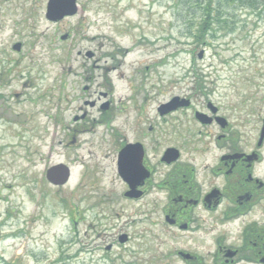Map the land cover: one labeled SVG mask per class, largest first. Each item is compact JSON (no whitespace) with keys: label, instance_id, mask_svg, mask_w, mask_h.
<instances>
[{"label":"rangeland","instance_id":"rangeland-1","mask_svg":"<svg viewBox=\"0 0 264 264\" xmlns=\"http://www.w3.org/2000/svg\"><path fill=\"white\" fill-rule=\"evenodd\" d=\"M220 1L206 44L197 45L203 12L194 0H76V15L57 23L45 19L48 0H0V264H159L157 225L125 226L115 169L131 95L145 96L151 113L176 95L191 96L197 109L209 101L244 151L255 150L264 4ZM99 97L112 123L92 125L111 117L84 105ZM58 164L70 171L62 187L45 179ZM120 234L129 237L122 245Z\"/></svg>","mask_w":264,"mask_h":264},{"label":"flooded vegetation","instance_id":"flooded-vegetation-1","mask_svg":"<svg viewBox=\"0 0 264 264\" xmlns=\"http://www.w3.org/2000/svg\"><path fill=\"white\" fill-rule=\"evenodd\" d=\"M175 98L179 101L171 103ZM183 99L188 103H181ZM193 100L176 95L151 113L145 96H130L125 110L128 136L115 151L119 176V154L127 149L121 161L127 181L119 176L125 188V226L157 225L159 264H264L262 145L257 141L255 150L244 151L239 137L229 133L221 108L206 101L197 109ZM99 101L84 105L111 117L92 119V125L112 123L109 101ZM81 116L84 122L86 113ZM202 135L206 146L195 139ZM152 216L156 223L149 221ZM128 239L120 234L117 243Z\"/></svg>","mask_w":264,"mask_h":264},{"label":"water","instance_id":"water-1","mask_svg":"<svg viewBox=\"0 0 264 264\" xmlns=\"http://www.w3.org/2000/svg\"><path fill=\"white\" fill-rule=\"evenodd\" d=\"M77 13V4L76 0H48L45 8V19L52 23H57L59 21H62L65 18L73 17ZM67 36L61 37V40L64 41ZM12 49L15 52L20 51V44H16L12 47ZM87 58L93 57L92 53L86 54ZM199 58H201V54L199 55ZM175 101H179L177 98L173 100L171 103H174ZM181 103H188L186 100H181ZM264 139V119L262 122V128L260 131V137L258 145L260 146L262 144V141ZM127 149L124 148L120 154H119V164H118V174L123 182L127 181V173L125 168L123 167V163L121 161L124 159ZM45 179L46 181L53 185V186H64L68 183L70 179V171L69 169L61 164L55 165L51 168H49L45 173ZM125 196H128V194H125Z\"/></svg>","mask_w":264,"mask_h":264},{"label":"trees","instance_id":"trees-1","mask_svg":"<svg viewBox=\"0 0 264 264\" xmlns=\"http://www.w3.org/2000/svg\"><path fill=\"white\" fill-rule=\"evenodd\" d=\"M195 3L198 4L199 8L202 9L203 16L201 17L199 24L197 26L198 31L197 34L193 35V38L195 39V44L197 45H205L206 44V37L209 31L211 30V25L214 22V19L212 18V15H215L216 10L219 9L221 6L220 0H194ZM245 0H227L228 3H232L235 5V3H244ZM258 0H256L257 2ZM203 2H205V5H203ZM264 4V0H263ZM216 5L217 8H213ZM253 6V5H252ZM249 6V7H252Z\"/></svg>","mask_w":264,"mask_h":264}]
</instances>
